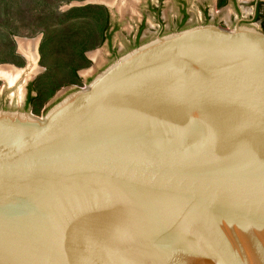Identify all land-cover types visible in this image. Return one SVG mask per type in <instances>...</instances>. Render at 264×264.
I'll return each instance as SVG.
<instances>
[{
    "label": "water",
    "instance_id": "obj_1",
    "mask_svg": "<svg viewBox=\"0 0 264 264\" xmlns=\"http://www.w3.org/2000/svg\"><path fill=\"white\" fill-rule=\"evenodd\" d=\"M0 264H264V31L158 33L0 107Z\"/></svg>",
    "mask_w": 264,
    "mask_h": 264
},
{
    "label": "rangeland",
    "instance_id": "obj_2",
    "mask_svg": "<svg viewBox=\"0 0 264 264\" xmlns=\"http://www.w3.org/2000/svg\"><path fill=\"white\" fill-rule=\"evenodd\" d=\"M86 1L93 0H0V67L13 69L15 75L13 80L0 76V107L27 109L32 113L43 109L85 87L117 55L134 47L142 22L140 43L158 33L178 29V20L182 19V0H164L159 14L150 9V5H160L159 0H137L135 9L129 12L103 3L84 4ZM184 1L188 11L184 27L213 22L229 28L239 18H250L253 13V0H237V6L223 0ZM107 13L111 19V40L100 43ZM259 23L245 24L259 27ZM75 29L96 32L97 45L84 55L75 46L77 38L72 33ZM22 39L35 42L36 58H29L21 50ZM44 41L50 43V49L42 54ZM28 84L35 97L29 105Z\"/></svg>",
    "mask_w": 264,
    "mask_h": 264
},
{
    "label": "trees",
    "instance_id": "obj_3",
    "mask_svg": "<svg viewBox=\"0 0 264 264\" xmlns=\"http://www.w3.org/2000/svg\"><path fill=\"white\" fill-rule=\"evenodd\" d=\"M110 15L107 13L106 14V18H105V22L103 24V26L101 27V39H100V43L104 42L106 39L111 37V32L109 31L111 24H110ZM180 28H184V26H181ZM264 31V30H263ZM74 35L76 36L77 40L75 42V46L78 50V52H80V54L84 55V53L95 47L97 45V42L95 41V30H78L75 29L73 30ZM140 44V41H138L136 43V45ZM135 45V46H136ZM50 49V43L48 41H44L42 43L41 46V52L42 54L47 53V51ZM73 70H76V66L75 65H71ZM30 93L33 90L32 86L30 85ZM35 97L32 95H29L28 97V102L27 104H31L34 101Z\"/></svg>",
    "mask_w": 264,
    "mask_h": 264
},
{
    "label": "flooded vegetation",
    "instance_id": "obj_4",
    "mask_svg": "<svg viewBox=\"0 0 264 264\" xmlns=\"http://www.w3.org/2000/svg\"><path fill=\"white\" fill-rule=\"evenodd\" d=\"M159 1H160V5H150L151 11L156 13V14L160 13L161 6L164 3V0H159ZM230 1L233 2L237 6V0H223L222 2H224L226 4V3L230 2ZM252 5H253V13L251 14V17L250 18L241 17L239 19H242V23H244V24L248 23L249 21L260 22L259 23V28L264 30V0H253V4ZM181 9H182V19H181L180 22L178 20L176 28H179V26L180 27L183 26L186 23L187 19H188L187 2L184 1V0L181 1ZM205 13L208 15L206 10H205ZM110 24H111V20H110ZM143 26H144V23L142 22L141 25H140V29H139L140 31L143 29ZM109 31H110V29H109ZM140 31H139L138 36H137V38H136L134 43H137L138 41H140V38H139ZM107 40H111V37L108 38ZM29 88H30V84H28L29 93L27 95V102H28L29 95L33 96L32 91L30 93V89Z\"/></svg>",
    "mask_w": 264,
    "mask_h": 264
},
{
    "label": "bare ground",
    "instance_id": "obj_5",
    "mask_svg": "<svg viewBox=\"0 0 264 264\" xmlns=\"http://www.w3.org/2000/svg\"><path fill=\"white\" fill-rule=\"evenodd\" d=\"M106 4L113 5L118 7L119 11L126 12V11H133L135 9V3L137 0H103ZM112 6V7H113ZM35 42L34 41H27L26 39L21 40V50L29 57V58H36L35 52ZM13 69L8 67H0V76H4L7 79L13 80ZM18 77V76H17Z\"/></svg>",
    "mask_w": 264,
    "mask_h": 264
}]
</instances>
